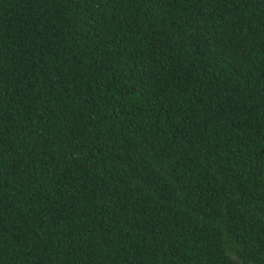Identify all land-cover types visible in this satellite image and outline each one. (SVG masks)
Returning a JSON list of instances; mask_svg holds the SVG:
<instances>
[{"label": "trees", "instance_id": "16d2710c", "mask_svg": "<svg viewBox=\"0 0 264 264\" xmlns=\"http://www.w3.org/2000/svg\"><path fill=\"white\" fill-rule=\"evenodd\" d=\"M0 264H264V0H0Z\"/></svg>", "mask_w": 264, "mask_h": 264}]
</instances>
